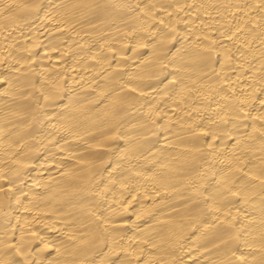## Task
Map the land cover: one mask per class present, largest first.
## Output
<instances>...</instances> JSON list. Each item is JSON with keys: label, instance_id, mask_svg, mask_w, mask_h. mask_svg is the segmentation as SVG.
<instances>
[{"label": "bare ground", "instance_id": "1", "mask_svg": "<svg viewBox=\"0 0 264 264\" xmlns=\"http://www.w3.org/2000/svg\"><path fill=\"white\" fill-rule=\"evenodd\" d=\"M0 264H264V0H0Z\"/></svg>", "mask_w": 264, "mask_h": 264}]
</instances>
